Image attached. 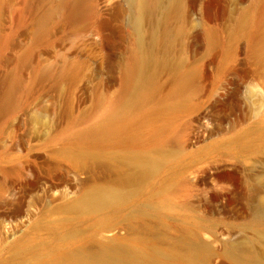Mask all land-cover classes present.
I'll use <instances>...</instances> for the list:
<instances>
[{"label":"rangeland","instance_id":"obj_1","mask_svg":"<svg viewBox=\"0 0 264 264\" xmlns=\"http://www.w3.org/2000/svg\"><path fill=\"white\" fill-rule=\"evenodd\" d=\"M136 74L124 124L153 168L82 137ZM146 254L264 264V0H0V264Z\"/></svg>","mask_w":264,"mask_h":264},{"label":"bare ground","instance_id":"obj_2","mask_svg":"<svg viewBox=\"0 0 264 264\" xmlns=\"http://www.w3.org/2000/svg\"><path fill=\"white\" fill-rule=\"evenodd\" d=\"M152 80L147 76L136 74L130 79V90L123 96L122 102L113 105L102 122L96 127L86 131L82 137L86 140V152L90 155L102 156L106 151L112 152L118 159H125L130 155L134 166L153 168L151 162L138 163L133 159L139 149L132 145L133 140L127 135L124 121L128 118L129 112L138 107L139 93L149 88ZM132 105V106H131ZM129 107V108H128ZM127 193L119 189L95 190L89 196L77 203L86 212L118 204L126 199ZM238 257V254H237ZM163 257L142 255L132 258L131 264H163Z\"/></svg>","mask_w":264,"mask_h":264}]
</instances>
